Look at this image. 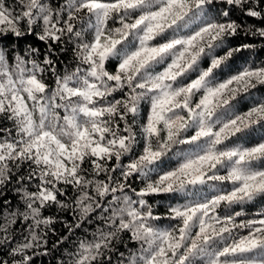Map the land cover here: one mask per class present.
<instances>
[{"label":"snow or ice","instance_id":"snow-or-ice-1","mask_svg":"<svg viewBox=\"0 0 264 264\" xmlns=\"http://www.w3.org/2000/svg\"><path fill=\"white\" fill-rule=\"evenodd\" d=\"M233 8L264 20V0H0V37L45 45H0V264L51 254L53 205L57 264H264V62L235 68L256 45H230Z\"/></svg>","mask_w":264,"mask_h":264},{"label":"trees","instance_id":"trees-1","mask_svg":"<svg viewBox=\"0 0 264 264\" xmlns=\"http://www.w3.org/2000/svg\"><path fill=\"white\" fill-rule=\"evenodd\" d=\"M13 0H6V3L11 4ZM218 7H225L227 8V5H220ZM230 16L233 20H235L238 24L243 25L239 30L238 35L235 37H232L230 39V45L235 47L239 46L241 44H252L256 45L254 49H245L241 51L240 53H237L233 59V63L235 68H240L245 63H247L249 60H255L257 63L264 62V40L253 37L251 35H245L244 34V28H246L248 25H253L255 28H264V20H258L254 18H250L244 15L243 12H241L239 9L233 8ZM29 44H31L33 47H38L41 49V53L45 50V45L43 42L38 41L35 37V35H29L21 38H16L15 36L9 34L7 38L0 37V45H7L9 47H15L19 45L21 48L27 47ZM55 51L57 55L53 56L52 59L57 61V68L60 71H63V65L60 63V61H63L65 63L69 62L72 58V52L69 47V49L63 53L59 52V47L55 48ZM253 92L257 94H264V86L259 87L258 89H254ZM119 95V94H117ZM247 106H243V110H246ZM114 163V161H113ZM131 183L134 187L139 189L142 185L139 183V181L136 180L135 177L131 178ZM16 185L9 184L4 190V196L3 198H0V201L2 199H8L12 202V205H17L19 201L18 195L14 192V188ZM62 199V198H61ZM163 197L154 196L149 198V203L152 204H158L161 200H163ZM264 207V201L258 200L253 205H249L247 207V211L249 213L256 211L258 208ZM45 216H52L55 219V222L50 226L53 231H49L47 234L48 244L47 248L50 251V255L48 256H40L35 261L34 264H57V259L59 258L60 252L53 249V244L56 243V241L64 235H67V228L65 227L64 222H72V214L70 211H58L56 206L53 205L51 208H47L44 210L43 213ZM77 233L79 234V230H77ZM125 239H127V235L125 234ZM67 247V244H63L60 246V249L63 250ZM121 250L123 248L121 247ZM43 251V249H41Z\"/></svg>","mask_w":264,"mask_h":264}]
</instances>
